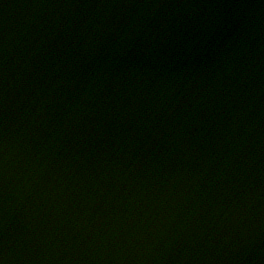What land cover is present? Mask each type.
Returning a JSON list of instances; mask_svg holds the SVG:
<instances>
[{"label":"water","instance_id":"water-1","mask_svg":"<svg viewBox=\"0 0 264 264\" xmlns=\"http://www.w3.org/2000/svg\"><path fill=\"white\" fill-rule=\"evenodd\" d=\"M0 264H264V0H0Z\"/></svg>","mask_w":264,"mask_h":264}]
</instances>
